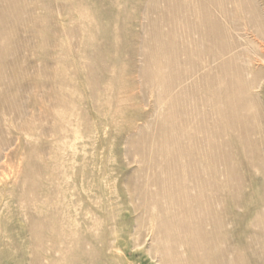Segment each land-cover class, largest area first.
<instances>
[{"label": "rangeland", "instance_id": "374dc122", "mask_svg": "<svg viewBox=\"0 0 264 264\" xmlns=\"http://www.w3.org/2000/svg\"><path fill=\"white\" fill-rule=\"evenodd\" d=\"M146 1L55 0L54 6H67L61 15L55 7L51 9L63 22L45 27L40 42L31 38L17 54L11 41L6 56L0 58L8 70L18 56L21 71L29 76L47 72L45 79L37 80L42 84L31 95L25 79L19 80L20 85L12 83L10 92L0 91V264H162L163 257L177 253L184 264L190 263L189 247L178 239L184 233L182 227L194 223L180 214L183 203L167 196H174L173 191H165L158 183L162 174L156 166V147L162 140L157 133L161 109L156 87H149L137 71L143 58L137 55L136 39L146 18L153 16ZM199 1L186 0L194 10L191 20L195 23L202 16ZM222 3V24L228 28L234 19L241 25L238 49L245 53L242 60L264 53V38L256 37L245 23L251 18L250 6H255L264 30V0ZM108 9L107 20L103 13ZM36 11L39 16L47 14L46 9ZM105 23L109 37L101 31ZM20 33V43L30 36ZM43 52L48 56L43 58ZM252 65L260 70L256 80L264 78V61L254 60ZM54 73L60 74L57 85L51 83ZM251 91L261 105V134L255 137L263 140L258 152H249L247 160L240 157L233 181L236 187L222 202L226 210L222 209L221 220L231 235L227 242L245 251L250 264H264L261 243L254 241V234L262 232L258 218H264V88ZM55 94L61 96L54 99ZM5 97L10 100L2 104ZM33 97L36 103L31 109L29 99ZM24 107L31 113L26 123L19 117ZM57 115L61 119L56 120ZM258 159L261 166L255 162Z\"/></svg>", "mask_w": 264, "mask_h": 264}, {"label": "bare ground", "instance_id": "6f19581e", "mask_svg": "<svg viewBox=\"0 0 264 264\" xmlns=\"http://www.w3.org/2000/svg\"><path fill=\"white\" fill-rule=\"evenodd\" d=\"M54 1L0 0V58L2 60L4 59L2 55L6 56V52L9 51L7 46L11 41L15 44L14 53L17 54L22 46L25 47L27 43H30L31 38L40 42L41 33L45 27L63 22L61 16L54 17L51 9L55 7L57 15H61V11H64L67 6L64 4L54 6ZM198 3L202 5V16L195 23L191 20V17L195 16L194 10L190 9L186 0L146 1V5H150V14L153 16L149 15L146 18V23L141 27L143 31L137 36L136 42L139 48L135 49L137 55L143 59L138 69L136 67L135 69L140 71V78H143L149 87L157 89L156 99L161 109L157 133L162 140L156 147L158 155L156 166L162 174L167 175L161 174L158 183L165 191H173L174 196H167L172 199V202L183 203V211L179 207L180 214L187 221L194 223L192 226H183L184 233L178 239V242L189 247V264H250L245 251H240L232 241L227 242L229 235L221 220L222 213L226 210L222 202L226 197H231L230 190L237 177V164L240 163V157H246L247 160L246 155H249V152H258L260 141L263 140L262 136L255 137L261 134L260 122L258 123L261 120V105L258 95L251 90L264 88V78L256 80L260 70L252 65L254 60L264 61V53L256 54L257 58L242 60L245 53L238 49L241 46L239 40L243 37L239 31L240 23L231 18L228 28L222 24V19L225 17V4L222 0H200ZM77 4L81 7L79 1ZM209 4L215 9H211ZM254 7L250 6L251 18L245 22L246 28L253 30L256 37L263 39L264 30L260 29L259 13ZM40 9H46L47 14L39 16L36 10ZM232 13L234 14L233 11ZM103 14L108 20L109 9ZM20 31L29 33L31 37H24L20 43L18 35ZM101 31L109 37L107 23L101 24ZM52 32L54 33L53 30ZM232 32H235V37ZM197 40H200V45L197 44ZM203 41L204 43H201ZM96 45L97 49H100L101 45L98 43ZM105 47L109 55V45ZM131 49L128 48L130 53L133 52ZM41 56L44 58L48 55L43 52ZM224 56L227 57L223 58ZM17 57L13 58L9 64L12 67L11 70L6 68L5 63L2 64L0 59V75L5 76L7 71H10L8 76L6 75L8 82L5 83V80V85L2 84V80L6 77L0 79V91L5 93L10 90L12 83L19 84V80L25 79L29 87L28 95H31L33 90L42 84L37 80L43 77L45 79L47 72L42 69L38 76L34 73L29 76L21 71ZM55 60L58 61V57L55 56ZM57 70L59 69H56V72ZM249 74L251 78L248 77ZM58 75L54 73L55 77L51 82L53 85L59 83ZM107 82L106 90H109V78ZM53 91L57 90L53 89ZM57 95L55 94L54 99ZM6 98L1 101L2 104L10 100ZM29 102H31L30 108L33 109L36 103L35 98L29 99ZM15 107L18 108V105ZM26 109L27 107H24L19 114L25 123L26 115L31 116V113H26ZM54 118L58 120L61 116L57 115ZM60 126L63 125L60 124ZM57 149L59 151L61 147ZM255 162L259 166L263 164L259 159ZM259 166L257 168L261 169ZM235 191L234 189L233 194ZM259 219L257 223L258 227L262 226V232H257V235L254 232L252 234L256 236L254 241L258 239L261 243V252L264 254V222H261L264 218L261 221ZM207 225L211 227L209 230L206 228ZM230 236L229 239H231ZM250 243L253 242L250 241ZM184 263V259L178 253L172 257L166 255L162 259V264Z\"/></svg>", "mask_w": 264, "mask_h": 264}]
</instances>
